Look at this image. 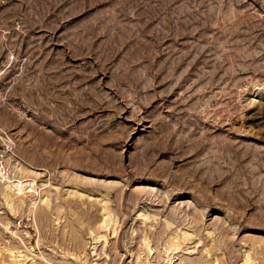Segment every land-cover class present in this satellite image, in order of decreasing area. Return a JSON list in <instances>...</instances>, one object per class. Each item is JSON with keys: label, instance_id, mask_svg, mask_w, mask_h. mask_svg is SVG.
I'll return each instance as SVG.
<instances>
[{"label": "rangeland", "instance_id": "374dc122", "mask_svg": "<svg viewBox=\"0 0 264 264\" xmlns=\"http://www.w3.org/2000/svg\"><path fill=\"white\" fill-rule=\"evenodd\" d=\"M0 162V264H264V0H0Z\"/></svg>", "mask_w": 264, "mask_h": 264}, {"label": "bare ground", "instance_id": "6f19581e", "mask_svg": "<svg viewBox=\"0 0 264 264\" xmlns=\"http://www.w3.org/2000/svg\"><path fill=\"white\" fill-rule=\"evenodd\" d=\"M2 162H0V164H1ZM3 164V163H2ZM14 186H15V189H17L18 191H20V190H22L20 187H18V184H14ZM14 188V187H13ZM32 211V210H31ZM11 225V224H10ZM9 225V226H10ZM7 226H8V224L6 223V225H5V227L7 228ZM8 226V227H9ZM9 229V228H8ZM12 233H14V231H11ZM16 233V232H15ZM27 234V233H26ZM23 237V236H22ZM20 238V240H21V242L24 244V241L22 240V238L21 237H19ZM0 246H2V245H0ZM17 246V245H16ZM7 247V246H6ZM24 247H25V249H20V248H18V249H16V251H14V250H12V249H9L8 247V249H5L4 247V249L6 250V252H8L9 253V255H10V260L13 262V263H17L18 261H24L25 260V258L26 257H28L29 255H27V250H33V248H32V246H28V245H25L24 244ZM14 249V248H13ZM5 254V253H4ZM7 254V253H6ZM8 255V256H9ZM3 256V255H2ZM24 259V260H23Z\"/></svg>", "mask_w": 264, "mask_h": 264}]
</instances>
